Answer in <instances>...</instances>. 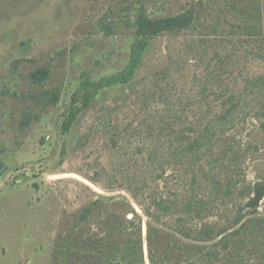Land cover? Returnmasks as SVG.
<instances>
[{
    "label": "rangeland",
    "instance_id": "374dc122",
    "mask_svg": "<svg viewBox=\"0 0 264 264\" xmlns=\"http://www.w3.org/2000/svg\"><path fill=\"white\" fill-rule=\"evenodd\" d=\"M180 15L190 28L151 39L133 79L100 90L66 132L84 84L128 67L139 17ZM259 184L264 0H0V264H71L70 246L134 242L141 227L151 264L149 225L167 233L160 255L180 240L176 261L186 244L205 248L188 261L264 264ZM185 219L213 240L183 238Z\"/></svg>",
    "mask_w": 264,
    "mask_h": 264
},
{
    "label": "trees",
    "instance_id": "16d2710c",
    "mask_svg": "<svg viewBox=\"0 0 264 264\" xmlns=\"http://www.w3.org/2000/svg\"><path fill=\"white\" fill-rule=\"evenodd\" d=\"M192 23V18L189 15H180L177 17H170L158 20H152L145 16H140L137 21V31H136V41L132 47V56L130 63L126 70L120 74L112 77H107L99 80L98 82H86L84 88H94L92 93L86 95L83 100V105L80 109L71 113L67 119L64 130L69 132L73 123L77 120L80 113L89 107L92 102L97 98L98 92L102 89L110 88L119 84H128L135 74L137 73L142 61L143 54L146 48L149 46V41L162 35L165 32L185 30L190 28ZM48 73L44 70H40L33 75V82L35 84H42L46 81ZM56 100L55 102H57ZM264 198V184H259L254 190V197L251 199V207L256 209L260 201ZM98 202L92 204L84 210L80 219L84 221L88 220V217L92 214L94 207L98 206ZM187 212H191L192 202L189 201L186 204ZM200 214V211H198ZM185 219L187 227L183 231H179L181 236L185 239L193 238L191 234L195 233L194 239L198 242H208L212 241L213 228L205 225L202 229H194L191 223H188ZM124 231V230H123ZM121 230V232H123ZM126 231V230H125ZM140 237L133 240H112L109 237L99 238L96 234L90 237L87 241L78 243L68 250V253L75 256V261L71 264H146L145 254L143 250V237H142V227L139 229ZM165 231H161L149 225L148 228V244H149V258L151 264H200L199 261H188L185 258H191L192 252L196 254L203 255L205 248L200 245H180L179 248L182 249V261H176L171 256L173 250L175 252L177 243H179L178 238H171L163 251V254L157 252L154 247L161 237L166 236ZM85 249V251H84ZM187 249V252L185 251ZM67 251V250H66ZM178 252V251H176ZM175 252V254H176ZM67 254V253H64ZM207 259L204 264H208L211 261V254H207ZM175 256V255H174ZM204 258V257H203ZM209 264H213L212 261Z\"/></svg>",
    "mask_w": 264,
    "mask_h": 264
}]
</instances>
